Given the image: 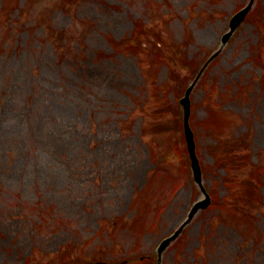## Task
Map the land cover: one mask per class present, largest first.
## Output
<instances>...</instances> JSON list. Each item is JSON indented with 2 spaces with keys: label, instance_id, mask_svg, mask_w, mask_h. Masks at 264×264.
Segmentation results:
<instances>
[{
  "label": "rangeland",
  "instance_id": "374dc122",
  "mask_svg": "<svg viewBox=\"0 0 264 264\" xmlns=\"http://www.w3.org/2000/svg\"><path fill=\"white\" fill-rule=\"evenodd\" d=\"M0 0V264H264V0ZM213 108V111L212 109ZM160 212V213H159Z\"/></svg>",
  "mask_w": 264,
  "mask_h": 264
},
{
  "label": "water",
  "instance_id": "95a60500",
  "mask_svg": "<svg viewBox=\"0 0 264 264\" xmlns=\"http://www.w3.org/2000/svg\"><path fill=\"white\" fill-rule=\"evenodd\" d=\"M252 2V0H251ZM251 2L249 4H247L245 7H243L242 9H240L237 13H235L231 20H230V28L231 30H233L239 23L240 21L244 18L246 12L248 11ZM229 33H226L223 37V40H225L228 37ZM195 82V81H194ZM190 84L188 86V88L185 91L184 96L180 99V103L183 106V122H184V134H185V139L187 142V148L190 154V159H191V168L193 171V175H194V179L195 181L200 183L201 180V170H200V166L195 154V144H194V140H193V133L192 130L190 128L189 125V113H190V109H189V104H190V100H189V93L193 87V84ZM202 191L203 193L206 195L205 199L198 201L194 204L191 212H190V216H192V214L194 213V211H196L198 208L200 207H205L208 203H209V196L207 195V193H205L204 188L202 187ZM185 224V223H184ZM182 224L171 236L167 237L166 239H164L159 247V251L163 250L171 240H173L181 231L182 226L184 225Z\"/></svg>",
  "mask_w": 264,
  "mask_h": 264
},
{
  "label": "trees",
  "instance_id": "16d2710c",
  "mask_svg": "<svg viewBox=\"0 0 264 264\" xmlns=\"http://www.w3.org/2000/svg\"><path fill=\"white\" fill-rule=\"evenodd\" d=\"M210 109H212V110H213V108H210ZM213 111H215V110H213Z\"/></svg>",
  "mask_w": 264,
  "mask_h": 264
}]
</instances>
